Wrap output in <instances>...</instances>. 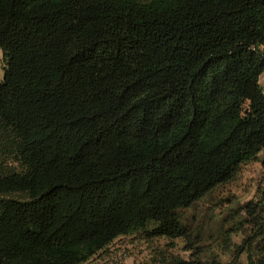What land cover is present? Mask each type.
<instances>
[{
  "label": "trees",
  "instance_id": "16d2710c",
  "mask_svg": "<svg viewBox=\"0 0 264 264\" xmlns=\"http://www.w3.org/2000/svg\"><path fill=\"white\" fill-rule=\"evenodd\" d=\"M0 50V264L189 240L184 211L264 167V0H0ZM248 215L221 248L247 230L264 264V194Z\"/></svg>",
  "mask_w": 264,
  "mask_h": 264
},
{
  "label": "rangeland",
  "instance_id": "374dc122",
  "mask_svg": "<svg viewBox=\"0 0 264 264\" xmlns=\"http://www.w3.org/2000/svg\"><path fill=\"white\" fill-rule=\"evenodd\" d=\"M4 59L0 50V79L4 78ZM264 88V74L261 77ZM264 194V167L254 161L241 167L233 181L210 192L191 209L182 213L190 231L189 240H147L144 234L118 239L107 251L89 264H163L172 255L191 259L194 253L202 261L215 258L223 264H249L247 252L237 254L246 238L245 231L232 235L231 250L221 248V232L237 229L248 218V211L258 204ZM188 244L194 248L186 251Z\"/></svg>",
  "mask_w": 264,
  "mask_h": 264
}]
</instances>
